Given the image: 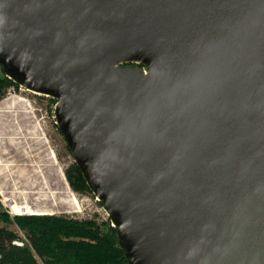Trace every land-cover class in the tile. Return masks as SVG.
Returning a JSON list of instances; mask_svg holds the SVG:
<instances>
[{"label": "water", "instance_id": "water-1", "mask_svg": "<svg viewBox=\"0 0 264 264\" xmlns=\"http://www.w3.org/2000/svg\"><path fill=\"white\" fill-rule=\"evenodd\" d=\"M0 66L128 264H264V0H0Z\"/></svg>", "mask_w": 264, "mask_h": 264}, {"label": "rangeland", "instance_id": "rangeland-1", "mask_svg": "<svg viewBox=\"0 0 264 264\" xmlns=\"http://www.w3.org/2000/svg\"><path fill=\"white\" fill-rule=\"evenodd\" d=\"M3 74L0 67V76ZM54 100L51 97L48 98L21 87H10L0 102V111H7L0 115V132L3 131L1 133H5L6 137L15 135L14 130L9 131L13 128L10 120L15 119L17 122L16 129L22 127V133L19 134V137L23 138V146L25 145L31 150L29 152L30 157L26 158L10 145L6 137H1L0 144L2 143L8 150L5 157L7 159L12 158L16 164L27 167H30L31 164L42 165L39 167L40 173L36 172L34 169L36 167H32L31 170L25 167L16 168L13 165L8 170L0 168V210L10 216V206L13 205L12 202H15L16 209L26 205L29 208V213L32 214H50L53 212L57 216H67L80 220L96 217L100 221H111L103 205L92 192H76L67 181L65 172L75 164V160L56 123L57 101ZM6 125L9 127L4 130ZM30 136L38 139L41 136L42 142H36ZM50 153L53 155L52 159L49 157ZM49 167L55 173L50 178L54 184L49 181L47 174ZM60 172L65 181L60 179L56 184L55 180ZM11 185L12 189H10ZM22 185L31 187L23 188ZM3 225L0 223V226ZM10 228L18 232L16 227ZM19 234L23 237L22 232L19 231ZM18 243L21 244L20 247H23L28 242L18 241ZM37 259L39 264H44L40 258Z\"/></svg>", "mask_w": 264, "mask_h": 264}, {"label": "trees", "instance_id": "trees-1", "mask_svg": "<svg viewBox=\"0 0 264 264\" xmlns=\"http://www.w3.org/2000/svg\"><path fill=\"white\" fill-rule=\"evenodd\" d=\"M10 87L20 88L0 76V102ZM65 175L74 191L92 192L76 163ZM30 214L11 218L0 210V264H39L37 258L44 264H128L111 221ZM17 241L28 243L20 247Z\"/></svg>", "mask_w": 264, "mask_h": 264}, {"label": "crops", "instance_id": "crops-1", "mask_svg": "<svg viewBox=\"0 0 264 264\" xmlns=\"http://www.w3.org/2000/svg\"><path fill=\"white\" fill-rule=\"evenodd\" d=\"M3 112H7V111H3V110H1L0 111V115L1 114H3ZM10 124H13V128L12 129H10L9 131H13L14 130V132H15V135L14 134H12V135H10L9 137H6V135H5V133H1V132H3V131H1L0 132V138L2 137H6L7 139H8V142L10 143V145L12 146V147H14V148H16V150H17V152L19 153V154H22V155H24V156H26V158H29L30 157V155H29V152H31V150L28 148V147H25V145L23 146V138L22 137H19V134H21L22 133V127H17V129H16V125H17V122H16V120L15 119H12V120H10ZM9 125V124H8ZM8 125H6V128H4V130L6 129L7 130V128L9 127ZM30 138L31 139H33L34 141H36V142H39V143H41L42 142V139L41 138H35V137H33V136H30ZM39 149V148H38ZM41 152V151H40ZM8 154V150L3 146V144L1 143L0 144V168L2 167V168H5V170H8L9 169V167L10 166H12V164H14L13 166H15L16 168H23V167H25V168H29V170H31V168L32 167H36V168H34L35 170H36V172H38V173H40L39 171V167H41L42 165H30L31 167H27V166H24V165H18V164H16V161L14 160V159H10V158H6L5 157V155H7ZM51 154V153H50ZM49 157H50V155H49ZM44 166V165H43ZM6 173L8 174V172L6 171ZM31 173H32V171H31ZM47 174H48V176H49V181L52 183V184H54V182H52L51 181V177L55 174L53 171H52V169H51V167H49V168H47ZM9 175V174H8ZM58 175V177H56V180H55V183L57 184V182H59L60 181V175L59 174H57ZM42 183H44L43 181H42ZM12 184V183H11ZM13 185V184H12ZM12 185L10 186V189H12ZM22 187L23 188H25V187H27V188H29V187H31V186H27V185H22ZM20 192V191H19ZM24 193H25V191H23ZM26 202V201H25ZM28 203V202H27ZM28 205V204H27ZM30 206V205H29ZM0 209H1V204H0Z\"/></svg>", "mask_w": 264, "mask_h": 264}, {"label": "bare ground", "instance_id": "bare-ground-1", "mask_svg": "<svg viewBox=\"0 0 264 264\" xmlns=\"http://www.w3.org/2000/svg\"><path fill=\"white\" fill-rule=\"evenodd\" d=\"M28 91H29V90H28ZM31 92H32V91H31ZM34 93H35V92H34ZM36 94H39V93H36ZM39 95H43V94H39ZM44 96H47V95H44ZM47 97H49V96H47ZM55 118H56V117H55ZM56 122H57V120H56ZM39 137L42 139L41 136H39ZM50 155H52V154H50ZM52 157H53V155L50 156V159H52ZM12 165H14V164H12ZM60 178L62 179V181H65L63 175L61 174V172H60ZM0 194H1V193H0ZM12 204L14 205L13 209L15 210L16 214H20L21 211L24 212V211H25V208H26L27 211H28V214L31 215V214L29 213V208H28V206L24 205V206H21L20 208L16 209V208H15V207H16L15 202H12ZM50 214H54V213L51 212ZM45 215H49V214H45Z\"/></svg>", "mask_w": 264, "mask_h": 264}, {"label": "built area", "instance_id": "built-area-1", "mask_svg": "<svg viewBox=\"0 0 264 264\" xmlns=\"http://www.w3.org/2000/svg\"><path fill=\"white\" fill-rule=\"evenodd\" d=\"M96 199L99 201L98 198H96ZM13 207H14V205H11L10 206V211H9L10 216L16 217V216H28L29 215L26 208H25V211L24 212L21 211L20 214H16L15 210L13 209ZM14 244L21 246V244H19L18 241L15 242Z\"/></svg>", "mask_w": 264, "mask_h": 264}, {"label": "flooded vegetation", "instance_id": "flooded-vegetation-1", "mask_svg": "<svg viewBox=\"0 0 264 264\" xmlns=\"http://www.w3.org/2000/svg\"><path fill=\"white\" fill-rule=\"evenodd\" d=\"M128 67H136V65H129Z\"/></svg>", "mask_w": 264, "mask_h": 264}]
</instances>
